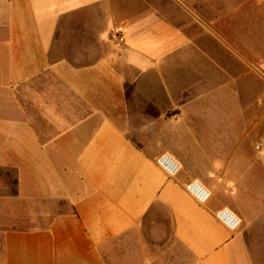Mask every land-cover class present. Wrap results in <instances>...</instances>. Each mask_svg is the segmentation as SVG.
<instances>
[{
    "label": "crops",
    "instance_id": "1",
    "mask_svg": "<svg viewBox=\"0 0 264 264\" xmlns=\"http://www.w3.org/2000/svg\"><path fill=\"white\" fill-rule=\"evenodd\" d=\"M263 94L264 0H0V264H264Z\"/></svg>",
    "mask_w": 264,
    "mask_h": 264
},
{
    "label": "built area",
    "instance_id": "2",
    "mask_svg": "<svg viewBox=\"0 0 264 264\" xmlns=\"http://www.w3.org/2000/svg\"><path fill=\"white\" fill-rule=\"evenodd\" d=\"M112 37L117 43H123L122 31L114 32ZM155 164L169 177L176 176L180 171L179 164L167 154L159 156L155 160ZM184 191L199 204H205L210 198L209 192L195 181L186 184L184 186ZM214 218L220 225L231 232L235 231L240 226L239 219L227 209L216 212Z\"/></svg>",
    "mask_w": 264,
    "mask_h": 264
}]
</instances>
